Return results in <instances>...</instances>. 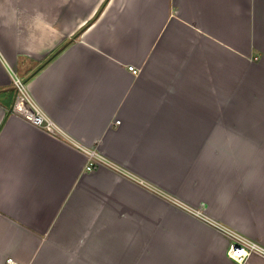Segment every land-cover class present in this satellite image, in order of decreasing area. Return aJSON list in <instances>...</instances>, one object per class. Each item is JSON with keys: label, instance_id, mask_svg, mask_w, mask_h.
<instances>
[{"label": "crops", "instance_id": "1", "mask_svg": "<svg viewBox=\"0 0 264 264\" xmlns=\"http://www.w3.org/2000/svg\"><path fill=\"white\" fill-rule=\"evenodd\" d=\"M217 225L264 249V0H0V264H237Z\"/></svg>", "mask_w": 264, "mask_h": 264}, {"label": "built area", "instance_id": "2", "mask_svg": "<svg viewBox=\"0 0 264 264\" xmlns=\"http://www.w3.org/2000/svg\"><path fill=\"white\" fill-rule=\"evenodd\" d=\"M127 70L135 76L140 73V69H137L133 65H128ZM12 86L15 90V97L9 113L20 117L25 122L44 131L49 135L57 136L59 134L58 127L54 124L53 121L46 118L40 111L39 107L33 102L28 93L26 83L21 78L13 75ZM119 122L120 121H116V124H119ZM83 153L86 156L85 168L87 171L95 170L96 167H98L104 161L100 153H98V151H96V149L94 148L83 150ZM185 210L189 214L207 221L206 217H204L202 207L198 209L186 208ZM217 229L222 235L230 240L226 255L237 264H243L252 254L264 256V249L257 243L246 239L245 237L239 235L231 229H228L227 227L217 225ZM6 264L16 263L11 259H8L6 260Z\"/></svg>", "mask_w": 264, "mask_h": 264}]
</instances>
